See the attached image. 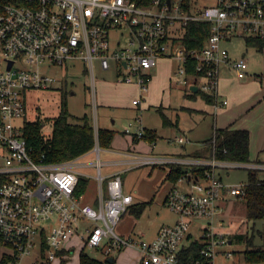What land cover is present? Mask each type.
I'll return each instance as SVG.
<instances>
[{"label":"built area","instance_id":"1","mask_svg":"<svg viewBox=\"0 0 264 264\" xmlns=\"http://www.w3.org/2000/svg\"><path fill=\"white\" fill-rule=\"evenodd\" d=\"M190 20L210 22V35L201 49L186 50L174 41L175 29ZM115 31L118 36L115 39ZM114 32V36L111 33ZM126 35L122 42L121 37ZM234 36L264 40V0H216L214 5H183V0H152L138 5L135 0H0V264H22L24 256L39 247L33 264H53L70 259L78 241L83 246L100 248L108 243L105 254L135 248V264H215L214 257L230 244L221 229L219 214L227 197L243 199L248 181L229 183L220 169L254 170L263 174L264 163L212 157L185 158L176 155H135L133 164L186 165L177 179L189 189L172 187L165 205L176 220L163 224L149 239L122 236L114 226L133 202L124 193L119 172L101 174L100 146L93 150L99 182L98 206L82 201L76 194L80 174L76 158L47 161L44 153H35L27 144L23 124L25 97L29 90L57 88L56 78L41 70L42 65H63L80 59L88 67L95 93L94 61L103 70L114 66L117 82L135 83L146 91L152 70L162 57L177 59L178 84L188 77L198 80V88L216 96L219 67L230 64L239 78L246 75L247 60H231L223 42ZM178 44V46H177ZM23 62L28 67L17 63ZM193 63V73L188 65ZM139 98L132 103L140 104ZM227 104L223 99L221 104ZM215 104V107L219 106ZM139 119V118H138ZM126 133L142 138L144 127H127ZM183 142L182 136H175ZM202 170L198 173L196 170ZM107 181V196L102 183ZM206 220L202 227L200 257L181 260L180 251L191 241V221ZM4 259H6L4 261Z\"/></svg>","mask_w":264,"mask_h":264},{"label":"rangeland","instance_id":"2","mask_svg":"<svg viewBox=\"0 0 264 264\" xmlns=\"http://www.w3.org/2000/svg\"><path fill=\"white\" fill-rule=\"evenodd\" d=\"M192 3L195 6H207L214 5L216 0H192ZM113 33L114 32L111 33V36H114ZM117 36L118 32L115 31V39ZM125 39L126 35L121 37L122 42ZM232 41L233 45H244V39L241 36H234ZM248 48L256 51L253 46H248ZM260 53L261 52L253 54L252 57L248 55V61L252 62L251 64L259 65L261 63ZM17 64L19 66L24 65L28 67V65H25L23 62ZM3 65L4 63L0 54V67H3ZM157 66L158 67L154 71V76L152 75V79L150 83H148V90L143 92L139 91L136 87L134 88L123 82H117L116 77L119 73L115 70L114 66H111L108 70H103L95 60L94 76L96 85L95 93H93L90 87L91 78L89 70L82 60L76 59L67 61L61 66L42 65V71H46L56 78L55 83L57 88L33 89L27 91L25 97V106L27 109L24 117L27 119H35L38 116L42 118L54 117L58 114L60 102L64 99L67 110L71 113V119L73 121L78 120L79 117L86 113L93 125L96 124L98 127H103L104 124H106V126L115 130V150L121 151L128 147H135L137 155L150 154V148L152 146L154 147V152H171L173 147L178 145L177 142L173 140L168 141L166 137H172L180 132L184 133L187 138H190L194 143H197L196 140L212 136L213 114L211 104L205 102L201 92L194 93L193 96H188L183 88L186 87L187 84L183 83L178 84L180 86L179 88H171V91L168 88H163V69L165 68L172 73L171 83H173V85L175 83L176 76L174 73L178 67L177 59H171L164 62L162 66ZM159 69L161 70L159 71ZM60 88H62V90ZM134 98H139L141 100L139 105H133L132 100ZM161 102L171 105L170 108L164 109V113L172 124H164L161 113L158 108L154 106V104H159ZM109 103H116V105L111 106ZM185 106L205 110V112L188 110ZM138 115L140 116L141 122L146 126H156L157 138L155 144L154 142L139 139V141H136L139 142L138 146L135 145L133 147L129 136L124 134V130L127 127L135 129V126L138 124V120L136 119ZM43 130L45 132L51 130L50 121L45 120ZM98 157L99 160L103 162L110 157V154L105 148L101 147ZM122 157H124V155L115 153V158ZM96 159L97 153L93 149L76 159V170L80 176L87 180L86 186L82 193L79 194L81 200L85 202H90L92 198L98 199L99 184L96 178L97 166L95 164H89L90 162L96 161ZM0 164H2L1 158ZM166 165L167 164H163L162 166L132 164L125 167V169L119 173L123 192L130 193L133 196L131 205L138 202H146V204L140 214L132 212L131 209H129L131 205H129L127 211L122 213L119 218L120 223H122V228L124 226L126 232L121 233L118 230V220L114 226V231L116 233L122 236H144L146 239H149L160 224L169 222L176 217V213L164 205L165 200L164 204L162 202L164 191L168 185V181L165 180L164 176L168 168ZM107 169L108 167L106 165H102L100 169L101 174L105 175ZM228 171L229 173L223 176L226 182H245L247 179L248 171L245 169L236 168ZM184 182L183 185L178 183L175 187L189 189L187 183ZM106 187L107 181H104L102 186L104 197ZM98 203L99 200H97L96 204L92 205L97 207ZM219 216L225 221L221 229L228 238H233V242L222 246L221 250H231L233 251V255L232 257H226L223 252H220L214 257V263L249 264L245 261L242 253L247 245L246 237H253L254 246L264 247V216L258 219H248L246 217L243 199L225 202ZM205 223L206 220L203 219L192 220L189 231L190 238L186 239L184 242L187 243L191 240H200L202 227ZM235 235L240 236L238 238ZM107 247L108 243H104L100 248H91L83 246L80 241H78L77 244L74 245L75 252L70 259L63 263L55 261L53 264H78V256L81 251L96 259L104 260L109 257L105 254ZM2 249L4 248H0V252ZM37 249H39L38 246L34 248L31 254L24 256L22 264H33L38 258ZM130 251H132L130 248H124L117 252L111 251L110 256L115 258L113 264H129L131 258H133V254ZM135 259L134 261L137 260ZM253 264H264V262Z\"/></svg>","mask_w":264,"mask_h":264},{"label":"trees","instance_id":"3","mask_svg":"<svg viewBox=\"0 0 264 264\" xmlns=\"http://www.w3.org/2000/svg\"><path fill=\"white\" fill-rule=\"evenodd\" d=\"M138 5H149L152 0H135ZM165 1V0H162ZM192 0H183V5L190 8ZM210 22L203 20H190L186 24H180L173 32L175 34L174 41L179 42L186 50L196 48L201 49L210 35ZM246 44L254 46L257 49H263L264 40L255 37H246ZM193 63L190 62L187 71L193 73ZM62 90V88H60ZM202 97L208 103H212L215 96L208 94L201 89ZM25 106V115H26ZM163 117L164 124L171 123L170 119L165 115ZM72 115L66 107L64 99L60 102V109L56 116L42 118L38 116L35 119H27L24 117V136L27 144L32 147L35 153H44L45 160L59 162L75 159L91 149H93L96 140L100 147H109L113 139L115 130L110 128L98 127L95 129L89 116L84 113L78 120L73 121ZM45 120L50 121L51 130L45 132L43 125ZM142 138L133 136V139H144L149 142H155L157 138L155 129H144ZM207 157L215 156L219 159L228 160H249V132L246 129H230L229 127L213 128L212 136L206 140ZM198 169V168H197ZM186 170L181 167H171L168 171V177L172 180L178 178ZM201 173L202 170H196ZM3 177L0 175V183ZM248 185L246 187V195L243 198L246 217L248 219H258L264 216V183L258 177V172L248 170ZM87 180L79 176L76 186V194L82 193L86 186ZM146 202H140L133 205L132 212L140 214L145 207ZM239 238L240 235H235ZM246 248L242 251L245 261L249 264L264 262V247L254 246L253 237H246ZM202 244L198 240L191 241L180 251L181 260L192 262L200 257V248ZM6 259H4L5 261ZM115 258H113V262ZM49 264V263H45ZM78 264H113L106 259L99 260L91 257L87 253L81 251L78 256Z\"/></svg>","mask_w":264,"mask_h":264},{"label":"crops","instance_id":"4","mask_svg":"<svg viewBox=\"0 0 264 264\" xmlns=\"http://www.w3.org/2000/svg\"><path fill=\"white\" fill-rule=\"evenodd\" d=\"M244 39V45L242 44L241 46L233 45V38L228 39L223 42V45L228 49L229 52V57L231 60H235L239 57H244L247 60V68H246V75L243 78H239L236 74L235 69L227 63H223L219 67V73H218V84H217V90H216V96L211 104V109H212V114H213V125H212V134H213V128H223V127H229L230 129H246L249 132V160L253 161H258L264 163V47L263 49H256L254 51L253 49L250 50L248 48V45L246 44L245 38ZM260 53L261 56V63L259 65L256 64H251L252 62H249L247 59L248 55L253 54H258ZM174 58H169V57H162L159 59L157 65L162 66V64L166 61H169ZM158 66H156L151 73V77L148 83H150L152 79V75L154 76V71L156 70ZM161 69H159L160 71ZM156 73V72H155ZM158 73V72H157ZM163 88H168L171 91V88H179L180 86L178 85L177 82L171 83V76L172 73L167 70L166 68L163 69ZM198 80L195 79L194 77H188V82L187 86L183 87L184 90L186 91V94L188 96H193L194 93H196L197 90H193V87H196L198 89L197 85ZM127 85L133 86L134 88L136 87L138 89V86L135 83H125ZM178 86V87H176ZM182 88V87H181ZM148 90V87H147ZM146 90V91H147ZM223 99L227 100V104L225 105H219L221 104V101ZM206 102V101H205ZM111 106H115L116 103H109ZM215 104H218V107H215ZM135 105V104H133ZM139 105V104H138ZM137 106V105H136ZM159 110V112L162 114L164 113V109L170 108L171 105L169 103L163 104L161 103H156L154 104ZM184 107V106H183ZM160 108V109H159ZM188 110H196L200 112H205V110H200L196 109L193 107H186ZM166 115V114H165ZM139 118V119H138ZM138 124L135 126V128L138 125H142L145 128L149 129H157L156 126L153 127H148L145 124H143L140 120V116L138 115L137 118ZM140 120V121H139ZM97 123V122H96ZM172 124V123H169ZM152 126V125H151ZM95 129L98 128V126L95 124L94 125ZM104 128H109L104 124ZM110 129H113L110 127ZM126 129V128H125ZM124 134L129 136L131 139V145L134 147L135 145L138 146L139 140L133 139V136L129 133H126L124 130ZM157 134V131H156ZM175 136H182L184 138L183 142H178L174 138ZM208 136V135H207ZM211 137V136H210ZM208 138H202L201 140H196L197 143L192 142L190 138H187V136L180 132L175 134L174 136H168L166 137L167 140H173L174 142H177L176 147H173L171 152H154V147L152 146L150 149V154H155V155H176V156H182L185 158H197V157H207V148L205 147L207 145L206 140ZM136 142V144H135ZM156 141L154 142V144ZM101 148V147H100ZM105 150L110 154V157L107 158L106 161H103L108 169L105 173V176L109 177L113 173L116 172H121L127 167L128 165L133 164V156L137 155L134 148H125L124 150H115V133L113 136V139L111 141V144L109 147H104ZM123 151V152H122ZM90 152V151H88ZM87 152V153H88ZM138 152V151H137ZM115 153L124 155L122 158H115ZM86 154V153H85ZM84 155V154H83ZM82 156V155H81ZM80 157V156H79ZM78 158V157H77ZM76 158V159H77ZM156 166V164H154ZM162 166V165H160ZM168 166L166 172H165V180L168 181V185L164 191L162 202L164 204V200L166 197L167 192L172 188L175 187L176 184L180 183L183 185L182 180H178L177 178L175 180H172L171 177H168V171L170 170L171 167H181L184 170H187V166L184 164L182 165H166ZM163 168V167H161ZM220 176L224 180L223 176H226L229 171H226L224 169H220L219 171ZM263 174L261 172H258V177H262ZM247 179H248V172H247ZM246 179V181H247ZM106 181V180H105ZM225 181V180H224ZM185 183V182H184ZM99 184V182H98ZM103 186V183H102ZM99 191V190H98ZM104 192V191H103ZM105 196H107V187L105 190ZM97 198H92L90 204H96L97 203ZM237 199H234L232 197H227L223 200V204L225 202H233L236 201ZM87 202V201H86ZM140 203V202H138ZM235 203V202H234ZM137 203L133 204L136 205ZM129 207V209L132 208V206ZM165 205V204H164ZM224 224L225 221L222 217H220ZM176 217L170 220L169 222L162 223L160 224L153 232V235L150 237L152 238L156 232L157 229L163 225V224H171L175 222ZM118 230L121 233H125V228L123 226L122 228V223H120V219L117 223ZM144 237V236H143ZM230 244L233 242V238H229ZM128 249V248H126ZM133 254V258H131L129 264H135L136 261L134 259H138L139 257V252L135 248H130ZM135 259V260H136Z\"/></svg>","mask_w":264,"mask_h":264},{"label":"water","instance_id":"5","mask_svg":"<svg viewBox=\"0 0 264 264\" xmlns=\"http://www.w3.org/2000/svg\"><path fill=\"white\" fill-rule=\"evenodd\" d=\"M168 1V3H170V0H167ZM193 90L195 91V90H197V88L196 87H193ZM109 263H113V257H108L107 259H106Z\"/></svg>","mask_w":264,"mask_h":264}]
</instances>
